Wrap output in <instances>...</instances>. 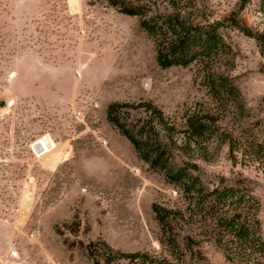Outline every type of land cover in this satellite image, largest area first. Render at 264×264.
<instances>
[{
	"label": "rangeland",
	"instance_id": "1",
	"mask_svg": "<svg viewBox=\"0 0 264 264\" xmlns=\"http://www.w3.org/2000/svg\"><path fill=\"white\" fill-rule=\"evenodd\" d=\"M96 263L264 264V0H0V264Z\"/></svg>",
	"mask_w": 264,
	"mask_h": 264
},
{
	"label": "trees",
	"instance_id": "2",
	"mask_svg": "<svg viewBox=\"0 0 264 264\" xmlns=\"http://www.w3.org/2000/svg\"><path fill=\"white\" fill-rule=\"evenodd\" d=\"M121 11H122V13H124L128 16H134L137 14V10H135V9L122 8ZM143 26L150 33H152L155 29L154 27L150 26L147 23H144ZM172 29L178 30L179 26L172 27ZM206 33L207 34H205L203 36V37H205V40L203 42L204 46H207L208 44H210L212 41L215 40L212 32L209 31ZM189 37L191 39V36H189L188 34H185V36L182 38V42H180L182 45L179 48H178V44H177L176 46L170 45L169 47H167L165 49L161 48V49L157 50L156 60H157L159 66L161 68H169V67L175 66V65L186 66L189 64V62H190L189 58H187L184 51L181 50L183 48V46L185 44H187V40L185 42H184V40L189 39ZM190 41L191 40H188V42H190ZM205 48H208V47H205ZM114 110H115L114 106L109 107L108 114H109L110 120L113 123H115L119 128L122 129V126H120L118 120H116L114 117H112L114 115ZM123 133L130 140V142L135 146V148L138 149L139 145H138L137 141L134 139V137L131 136L128 131H125ZM159 218H161V215H159ZM96 264H98V263H96Z\"/></svg>",
	"mask_w": 264,
	"mask_h": 264
},
{
	"label": "built area",
	"instance_id": "3",
	"mask_svg": "<svg viewBox=\"0 0 264 264\" xmlns=\"http://www.w3.org/2000/svg\"><path fill=\"white\" fill-rule=\"evenodd\" d=\"M30 151L32 154V158L34 161L40 160L44 156H46L50 150L48 147V143L45 140V137H42L36 140L31 146Z\"/></svg>",
	"mask_w": 264,
	"mask_h": 264
},
{
	"label": "bare ground",
	"instance_id": "4",
	"mask_svg": "<svg viewBox=\"0 0 264 264\" xmlns=\"http://www.w3.org/2000/svg\"><path fill=\"white\" fill-rule=\"evenodd\" d=\"M45 140L47 141L49 150L51 151V149L55 147L54 142L49 137H45Z\"/></svg>",
	"mask_w": 264,
	"mask_h": 264
}]
</instances>
